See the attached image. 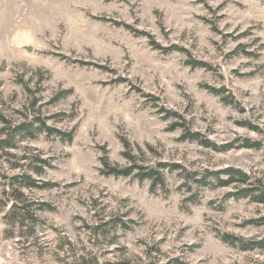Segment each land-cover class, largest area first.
<instances>
[{
	"label": "rangeland",
	"instance_id": "374dc122",
	"mask_svg": "<svg viewBox=\"0 0 264 264\" xmlns=\"http://www.w3.org/2000/svg\"><path fill=\"white\" fill-rule=\"evenodd\" d=\"M38 117L71 140L14 133ZM187 129L262 146L217 151ZM124 140L145 166H231L264 186V0H0V264H264L216 236L264 239L247 223L264 204L186 190L181 169L153 190L103 174L105 156L131 164Z\"/></svg>",
	"mask_w": 264,
	"mask_h": 264
},
{
	"label": "trees",
	"instance_id": "16d2710c",
	"mask_svg": "<svg viewBox=\"0 0 264 264\" xmlns=\"http://www.w3.org/2000/svg\"><path fill=\"white\" fill-rule=\"evenodd\" d=\"M171 49H178L177 47H173ZM206 64L199 61L191 62V66L193 67H202ZM209 92L219 95L224 90L223 89H215L212 87H206ZM62 95L56 96L54 100H57ZM222 101L227 104L236 103L232 95H226L221 97ZM36 123V124H35ZM242 125L257 129L254 125L249 123L248 121H243ZM46 131L49 135L54 134L57 136H66L67 140L70 141L73 132H69L64 134L60 130H56L55 128H51L45 124V121L41 118H37L35 122H24L19 124L14 128V133L16 134H24V137L33 138L36 136L38 132ZM182 140L187 141H195L199 145L210 148L217 151L228 150L231 147L235 146V142L238 143L236 146L245 147V148H255L258 149L262 146L261 141L253 140L250 138H239L235 142L225 143V144H217L210 140L209 138L203 136L201 133L197 131H190L189 129L185 130L181 136ZM124 145L126 150L123 152V156L131 162L130 165L125 167H120L117 165L109 166L108 158L105 156L101 159L102 164L104 165L106 170H102V173L105 175H113V176H122V177H134L138 181L143 180H151L152 189L157 184L164 185V176L163 170L172 171L175 169H181V176L183 178V182L181 186L186 187V190H189L192 185L196 187H227L233 186L234 189L229 191L224 200L228 199H242L248 198L249 200L257 203L264 204V186L259 183L257 180H253L249 174L239 168L235 167H225L219 170H209L203 169L202 171H187L184 167L179 164L167 163V162H157L154 167L145 166L143 164V160H140V163L136 161V156L132 154L130 146L126 140H124ZM140 150V148H138ZM43 165H46L47 162L44 160H40ZM43 167V166H41ZM22 179L25 185L31 187L38 188H50L56 184L42 182L38 183L37 180L30 178L28 175L24 174L19 176ZM257 181V182H256ZM192 203H196L198 201V195L196 193L191 194L190 197L187 198ZM186 199V200H187ZM247 223H253L257 225H264V218L250 220ZM107 222H104L103 225H106ZM125 227V226H124ZM217 238H219L222 242L236 247L239 250L247 251L254 250L257 248H264V239L262 240H254V239H244L242 237L234 236L229 233H216ZM194 246H189L191 250Z\"/></svg>",
	"mask_w": 264,
	"mask_h": 264
}]
</instances>
